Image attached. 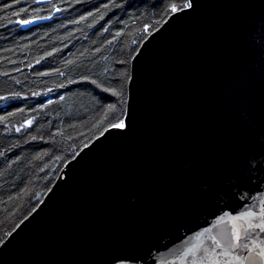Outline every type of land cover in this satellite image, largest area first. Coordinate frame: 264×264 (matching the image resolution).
<instances>
[{"label":"water","instance_id":"obj_1","mask_svg":"<svg viewBox=\"0 0 264 264\" xmlns=\"http://www.w3.org/2000/svg\"><path fill=\"white\" fill-rule=\"evenodd\" d=\"M191 5L132 57L125 127L65 163L0 264H264V0Z\"/></svg>","mask_w":264,"mask_h":264},{"label":"trees","instance_id":"obj_2","mask_svg":"<svg viewBox=\"0 0 264 264\" xmlns=\"http://www.w3.org/2000/svg\"><path fill=\"white\" fill-rule=\"evenodd\" d=\"M183 2L0 0V243L123 120L132 57Z\"/></svg>","mask_w":264,"mask_h":264},{"label":"snow or ice","instance_id":"obj_3","mask_svg":"<svg viewBox=\"0 0 264 264\" xmlns=\"http://www.w3.org/2000/svg\"><path fill=\"white\" fill-rule=\"evenodd\" d=\"M191 6H192L191 5V0H184V2L180 6H177L176 4L171 5L170 11L172 13H176L177 11H183L184 9L190 8ZM24 23H29V21H24ZM105 90H107V89H105ZM112 127L118 128V129H122V128L125 127V123H124L123 120H121L119 123H116V124L112 125ZM235 239L237 241H239L241 239L239 234H237ZM257 255L260 256V257H264V251L259 252Z\"/></svg>","mask_w":264,"mask_h":264}]
</instances>
